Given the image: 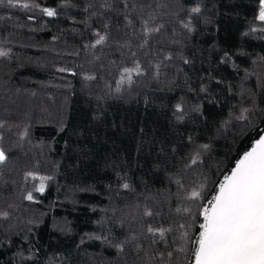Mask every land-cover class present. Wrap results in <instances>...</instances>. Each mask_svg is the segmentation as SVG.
<instances>
[{
  "label": "trees",
  "instance_id": "obj_1",
  "mask_svg": "<svg viewBox=\"0 0 264 264\" xmlns=\"http://www.w3.org/2000/svg\"><path fill=\"white\" fill-rule=\"evenodd\" d=\"M26 2L0 5V264H188L179 236L195 240L202 220L176 181L205 184L206 203L264 129L260 0ZM28 173L50 177L42 193Z\"/></svg>",
  "mask_w": 264,
  "mask_h": 264
},
{
  "label": "snow or ice",
  "instance_id": "obj_2",
  "mask_svg": "<svg viewBox=\"0 0 264 264\" xmlns=\"http://www.w3.org/2000/svg\"><path fill=\"white\" fill-rule=\"evenodd\" d=\"M5 0H0V5H4ZM8 7H21L29 9L30 5L26 0H6ZM43 13L49 17L56 15L53 9L44 8ZM193 13L199 12V7H194L191 10ZM31 19V17H29ZM128 23L131 20L125 18ZM256 20L264 22V0L259 2V12L255 17ZM188 27V25H184ZM257 29L253 28L252 31ZM159 29H151L147 27L145 22V36ZM98 38L94 41L91 47L102 45L106 42L107 36L96 33ZM9 50L0 47V57H7ZM63 71V70H61ZM133 73L136 75L142 74V69L139 63L133 68H124L120 73V79L116 81V91H120L124 84L130 85L133 82ZM92 79L93 77H86ZM177 111H180V105H177ZM248 109H244L238 120L247 121ZM2 126V124H0ZM23 135V134H22ZM203 149H207L208 145H201ZM7 155L0 148V164L5 163ZM199 161V152L193 154L189 163L185 167H191ZM39 179V186L36 191L43 192L45 182L50 177H36L33 173L26 174ZM176 183L184 194L181 199L189 205H196L197 210L195 215L202 220L199 223V231L195 236V240H190L187 231H182L179 236L180 246L175 249V252L188 251L187 245L191 244V260L188 264H264V129L258 134V139H255L250 148L242 153L231 169L224 173L219 183L215 185L214 194L207 202L205 199L204 190L206 185L200 184L194 186L191 191L185 189L184 184L177 180ZM123 188H129L127 183L122 185ZM25 199L33 200V195L29 192ZM178 214L183 213L186 216L193 215L192 207L177 208ZM7 211L0 212V217L7 218ZM145 216H152L151 210L144 211ZM185 225H179V229H185ZM172 231L171 228H153L149 226L147 232L156 236L158 234L161 240L164 239L167 232ZM135 235L129 236L124 241L116 243L118 253L123 252L126 245L136 241ZM156 241L153 240V243ZM137 251L140 250V245H136ZM163 257L165 253H158ZM167 257L171 258L174 253L167 252ZM154 258V257H153Z\"/></svg>",
  "mask_w": 264,
  "mask_h": 264
}]
</instances>
